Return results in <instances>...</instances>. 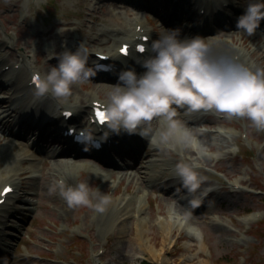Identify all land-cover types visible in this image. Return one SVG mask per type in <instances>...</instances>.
<instances>
[{"label":"rangeland","instance_id":"374dc122","mask_svg":"<svg viewBox=\"0 0 264 264\" xmlns=\"http://www.w3.org/2000/svg\"><path fill=\"white\" fill-rule=\"evenodd\" d=\"M139 1L146 2L145 7L148 10L157 13L162 10V5H158L156 0ZM160 1L164 2V0ZM79 2L80 0H19L16 3L15 0L12 2L0 0V33H8L13 37L10 39L12 47L10 52L14 54V62L22 65L21 60L24 59L25 65L45 66L48 72L51 67L59 63L49 62L50 54L64 51L55 49L54 45H51V49H44V45L42 48L36 46L38 55L44 54L43 58L36 59L34 45L37 39L31 42L32 47H26L27 41L30 42L32 36L27 32V26L24 27L19 21L24 13L22 10L28 11L29 13H25H28L32 20H36L46 29L56 26L55 29H62V32L69 33L70 36L64 38L66 42L68 38L73 40L74 36H82L77 25L83 20L80 12L84 11ZM107 2L106 7L100 12L104 18H108L111 13L116 14L127 10L113 4L112 1L107 0ZM182 5L184 6V3ZM129 12L132 15L138 13V11ZM139 15L151 31L157 32L158 38H153V41L165 35L160 26L151 22L146 23L144 14ZM150 19L153 23L157 21L155 16H151ZM66 21L72 22L74 26L66 25ZM214 21L222 23L220 17L215 18ZM209 25L213 24L207 21L204 24L201 23L200 26L207 28ZM107 27L106 23L96 24L98 30ZM133 31V26L128 27L123 35H132ZM237 31L239 30L215 31L214 33L206 31L202 37L216 36L223 32L219 37L220 41L225 42L228 47L234 45L235 48L244 50L246 54L244 57L247 60L255 66L264 67V32L258 28L252 36H247L246 33L242 36L228 35V33ZM116 36L118 35H109L107 40L110 44L113 45L115 40L117 42L119 38ZM191 37H194L193 33L186 31L179 38ZM20 40L21 45L16 47L15 44ZM47 41V44L54 43L56 38L48 36ZM243 42L248 46L247 48L241 45ZM89 48L94 51L101 50L97 47ZM254 51L256 53L250 57L249 53ZM18 52L24 55L23 57L21 55L19 62H17ZM53 55L59 54L53 53ZM22 75L27 76V72L22 71ZM73 90L75 93L100 97L99 99L105 101L107 94L111 91L104 83L93 80L76 84ZM78 96L73 94L70 98L66 97L63 102L74 105ZM184 116L186 115L181 110L180 119L195 133L199 132L196 135L201 145L213 152L223 153L222 157L215 161L209 158L201 159L198 156L199 147L197 146L190 148V154L187 155L188 161H192L190 158L201 160L199 171L208 177L202 188L207 186L215 189L201 207L192 210L191 223L200 229L199 239L170 223L164 224L173 201H176L177 211L183 213L190 199L186 196L182 185L178 186L177 180H170L171 175L177 177L176 164L181 159L185 161L184 148L176 151L155 149V154L150 153L143 161L140 160L137 166L139 171L132 167L130 169L120 167L118 164L112 167L104 166L103 169L90 168L84 171L85 169L81 168L83 164L78 157L59 156L61 163L75 167L74 174L68 171L62 172L68 179H72L69 182L70 185L86 182L91 188H98L102 194L110 195L111 200L121 201L125 197L134 198L131 204L132 217L122 223L115 221L121 215H115V213L113 215V210L118 207L107 208L103 216V213H97L87 207L69 208L58 194L49 195L50 184L45 180L47 178H51L52 181L54 178L58 179L57 176H48L52 172L49 168L52 166L53 158L37 153L35 159L45 158L43 162L36 159L22 163L18 162V151H14L12 158L4 163V167L8 171L17 170L18 173L29 171L28 176L33 178L23 180L24 183L17 188V193L25 200H31L32 209L16 215L21 217L19 222L10 220L11 224L22 225L16 231L7 227L6 230L16 237L8 234L2 237L3 243L12 241L13 244L8 257H4L0 264H141L144 260L153 264H264V200L257 188L264 189V131L256 130L246 119L244 120L246 123H242L241 118H234V121L239 123V125L236 124L239 127L238 130L231 134H223L216 132L217 124L214 123L217 121L212 118L190 122L184 120ZM82 117L78 121H85L87 118V116L84 119ZM158 127H160L159 123L153 121V130ZM200 134L210 136L208 143L200 141ZM243 134L247 136L244 137ZM1 138H4L1 144L9 139L0 132ZM146 143H148L147 140L142 142L141 147L145 144V152H150L151 145L148 147ZM47 148L51 150L54 147L47 146ZM26 150L29 154L34 153L29 149ZM90 156L100 158L94 154ZM113 156L122 164L135 162V159L129 160L116 156L114 153ZM31 158L34 157L31 156ZM147 165H150V168H146ZM56 171L54 172L59 174L58 169ZM131 173L137 174L139 179L133 180L130 177ZM25 177L21 176L22 179ZM63 177L65 178L64 175ZM139 181L144 183L141 185ZM234 183H238L240 188L234 189L232 187ZM178 188L179 193L176 192ZM210 201H214V204H209ZM141 207L143 213H138ZM251 209L259 211L262 215L256 219L248 218L246 213ZM171 231L170 241L163 243V234L166 235ZM139 235L144 239L149 238V248L155 249V255L148 253L145 247L142 248Z\"/></svg>","mask_w":264,"mask_h":264},{"label":"clouds","instance_id":"9594fccd","mask_svg":"<svg viewBox=\"0 0 264 264\" xmlns=\"http://www.w3.org/2000/svg\"><path fill=\"white\" fill-rule=\"evenodd\" d=\"M262 20L264 0H250L245 13L238 18L239 31L228 35L252 36ZM222 34L180 39L178 29L166 30L165 35L151 42L150 49L142 47L143 52L154 54L140 61L146 71L140 75L134 68L122 71L118 83L107 94L103 112L109 134H138L161 150L198 146L201 159H220L223 153L201 145L194 130L180 119L181 110L185 115L212 111L227 119H246L256 130L264 131V67L246 63L234 45L228 47L220 41ZM56 58L57 66L46 74L33 75L35 97L49 94L56 98L69 97L74 85L87 82L102 70L89 66V50L84 42L75 52L66 50ZM153 121L160 127L153 130ZM217 131L223 133L224 129ZM109 134H104L101 141H106ZM81 135L80 142L87 145L84 151L99 147L93 132L83 129ZM200 167L195 160L181 159L176 164V176L190 199L183 213L177 211L173 201L167 217L169 223L197 239L201 232L191 223L192 210L201 207L215 190L202 188L208 177L199 171ZM48 194H58L69 208L87 207L97 213H104L111 203V196L102 194L98 188L93 189L86 182L69 185L63 177L52 181Z\"/></svg>","mask_w":264,"mask_h":264},{"label":"bare ground","instance_id":"6f19581e","mask_svg":"<svg viewBox=\"0 0 264 264\" xmlns=\"http://www.w3.org/2000/svg\"><path fill=\"white\" fill-rule=\"evenodd\" d=\"M89 1L90 0H84L83 2H84V4H86V5H88V3H89ZM97 3H99L100 4V7H105L106 6V3L105 2H103L102 0H97V2H96V4ZM221 5H222V2L220 3ZM99 12H100V9H98V8H92V9H90V12H89V14H88V18L84 21V22H82V27L81 28H84L85 29V27L87 26V25H90V21L91 20H94V21H100V14H99ZM107 20H108V25L109 26H111V25H113L115 28H109V29H107V30H104V31H102L101 33H96L95 31H94V27H91V29H92V31L91 32H89V34L87 35V40L90 42V44H91V46H95V45H100V44H106L105 42H103V41H101V37H102V35H107L108 33H112V31H114V30H117V28H119V30L120 31H123V30H125V25H126V21L124 20V18L121 16V15H117V14H115V15H112V13L109 15V17L107 18ZM69 24V23H68ZM131 24H132V22H131ZM139 24H142L141 23V21L140 20H138L137 22H136V25H139ZM53 29H54V26L53 27H51L50 29H49V34H51L50 36L51 37H54V38H56V43L57 44H59L60 42H61V40H62V37H64V36H70V34L69 33H67V32H62V31H60V32H55L54 33V31H53ZM145 31H147L146 29H145ZM36 34L37 35H39V36H44V35H46L47 34V30L46 29H37L36 30ZM146 35H149V36H151L152 34L151 33H145ZM137 31H135V35H134V39L135 40H137ZM79 39H77L76 40V42L75 43H79ZM3 44H5V43H1L0 44V47L1 48H3L4 47V45ZM121 46V45H120ZM1 51V50H0ZM108 55L109 56H115L116 57V53L115 52H113V51H109V53H108ZM118 55H119V53H118ZM0 62H1V67L4 65V63H5V61H4V58H3V54L0 52ZM9 58V60H12V59H14V57H11V56H9L8 57ZM15 70V69H14ZM33 80V76L30 78V79H28V81H27V84L25 83V86H24V88L25 87H32V86H30V84H31V81ZM8 82H11V80L10 81H8ZM7 82V83H8ZM16 85V83H14V82H12V84H11V88L13 87V86H15ZM21 89H23V88H21ZM17 91V94H14V95H11L10 96V99L11 100H19V99H21V108H20V110H18L17 109V111H16V113H15V116L16 117H20V118H25V117H31V116H33V117H35L36 115L34 114V113H37V114H39L38 113V111H39V106L38 105H34V104H32L31 105V103H30V101L29 100H31V99H29L28 97H25V95H23V94H21V90H16ZM73 94H78V93H75V92H72ZM20 94V95H19ZM19 96H23L22 98H19ZM84 96H87V95H82V94H79V96H78V99L75 101V104H74V106L76 107V109H77V114H76V117L78 116V115H81V114H89V112H90V110L92 111L93 110V106H94V103L95 102H99L100 100L99 99H96V98H93L89 103H84V102H86L87 101V98L86 97H84ZM71 96H69V97H67V98H70ZM89 98L91 97V96H88ZM19 98V99H18ZM63 100L65 99V98H62ZM62 99H57V100H59V101H62ZM62 104H64V103H62ZM85 104H86V106H85ZM35 107V109H34V113H31V110H30V108L31 107ZM29 113H31V114H29ZM75 117V115L71 118V119H73ZM10 119H8V121H9ZM191 120H194L193 118H191ZM157 127V126H156ZM105 131L107 132L106 134H109V130L106 128L105 129ZM198 134V133H197ZM113 138V140H115V141H121V143H122V140L119 138V136L117 135V134H115V133H110L109 134V136H108V138H107V140H106V142L108 143L109 142V140H111ZM209 138H210V136L208 135V134H200V141L201 142H204V143H208V140H209ZM8 144H3V145H0V154H1V157H0V170L2 169V167L4 166V163L7 161V160H10L11 158H12V154H13V150L14 149H16L17 147H18V143L17 144H15V142L12 140V142H7ZM20 146H21V144H20ZM187 149V151H186V154H185V156H187V154H189V152L191 151V149L190 148H186ZM146 154H148V152H146L145 153V156H146ZM55 155V154H54ZM54 155H52L51 157H53L54 159L52 160V166H51V168H49V170H52V172H51V175H48V176H50V177H54V176H57L58 174H56L55 172H57L56 170L58 169V172L59 173H62V172H65V171H68V172H71V173H73V170H74V172H76V170H75V167L74 166H71V165H64V164H66V163H61V161L59 160V159H57V158H55V156ZM19 156V155H18ZM20 157V162H24L25 160H26V158L25 157H21V156H19ZM142 157H144V154H142V156L140 157V158H142ZM90 164V166H94V164H97V163H95L94 161H92V160H86V162H84V164ZM150 167V165H147V168H149ZM136 169H137V171H139V168L138 167H136ZM60 170V171H59ZM55 171V172H54ZM14 172V171H13ZM16 172V171H15ZM9 174V175H8ZM4 173V174H2V176L3 177H1L0 176V192H1V190H3V188L9 183H12L11 184V186H13V185H15L16 183H18V173ZM20 174V173H19ZM63 174V173H62ZM74 174V173H73ZM76 174V173H75ZM74 176V175H73ZM21 177V175L19 176V178ZM130 177L133 179V180H135V179H139L138 177H137V174H133V173H131L130 174ZM61 178V177H60ZM55 179V178H54ZM65 180L67 181V183L69 184V182L72 180V179H66L65 178ZM149 180H150V178H149ZM47 183H49L50 185H51V182H52V179L51 178H47L46 180H45ZM151 181V180H150ZM8 182V183H7ZM140 182V184L142 185L144 182H142V181H139ZM46 183V184H47ZM48 184V185H49ZM49 185V186H50ZM48 186V187H49ZM179 186V185H178ZM14 192H15V188H14ZM14 196L13 195H11V196H9V198L5 201V203L4 204H2V206H0V212L1 211H3V210H5L6 212H8V215H11V213L13 212V209H14V207L13 206H9V200H10V202H11V199L13 198ZM19 196H16V198H18ZM21 197H19L18 198V200H20L21 201ZM134 201V198H131V199H127L126 197L125 198H122V200L121 201H119L118 199H112L111 200V203H110V205L108 206V208H112V209H114V207H118V208H116V210H113V215H114V213H115V215H121L120 217H124V221H126L127 219L129 220L131 217H132V215H131V213H132V208H131V204H132V202ZM120 202V203H119ZM22 203H24V205L25 206H27V207H29V206H31V202L30 201H22ZM123 203H125V204H123ZM5 211H3V212H5ZM138 213H143V208L141 207V209H139V211H138ZM104 216V215H103ZM126 219V220H125ZM143 223H145V219H143ZM167 223H169V221H168V219H167V221H165V223L164 224H167ZM171 224V223H170ZM172 233V231L170 232V234ZM164 237V242L166 243V241L167 240H169V238H170V236L169 235H164L163 236ZM147 239L149 240V238L147 237ZM153 248H155L154 246H152ZM155 249H152V251H151V253H153V251H154ZM159 255V254H158Z\"/></svg>","mask_w":264,"mask_h":264},{"label":"snow or ice","instance_id":"6c2138e0","mask_svg":"<svg viewBox=\"0 0 264 264\" xmlns=\"http://www.w3.org/2000/svg\"><path fill=\"white\" fill-rule=\"evenodd\" d=\"M143 48L141 47L140 49H139V51H141V52H143ZM122 53L124 54V55H127L128 54V47L127 46H125L124 48H122ZM67 115V114H66ZM96 116H97V118H98V121H99V123H101V124H105L106 123V119H105V113L103 112V111H100V110H97L96 111ZM12 191V189L11 188H6L5 190H4V194L6 195L7 193H9V192H11ZM0 202H2V201H0Z\"/></svg>","mask_w":264,"mask_h":264}]
</instances>
